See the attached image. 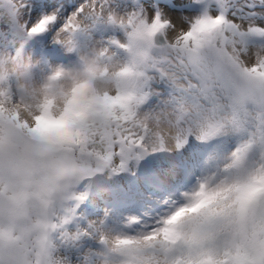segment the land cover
<instances>
[{
	"label": "snow or ice",
	"instance_id": "6c2138e0",
	"mask_svg": "<svg viewBox=\"0 0 264 264\" xmlns=\"http://www.w3.org/2000/svg\"><path fill=\"white\" fill-rule=\"evenodd\" d=\"M166 6L181 14L118 15L108 0H85L27 27L59 24L62 40L81 17L107 16L140 29L148 54L114 94L82 107L78 81L34 124L9 111L16 100L0 79V118L49 153L26 222L0 218V264H264V0Z\"/></svg>",
	"mask_w": 264,
	"mask_h": 264
},
{
	"label": "clouds",
	"instance_id": "9594fccd",
	"mask_svg": "<svg viewBox=\"0 0 264 264\" xmlns=\"http://www.w3.org/2000/svg\"><path fill=\"white\" fill-rule=\"evenodd\" d=\"M19 0H0V21L12 19L14 6ZM87 17H81L78 28L64 35L62 41L74 46L77 29L87 27ZM128 58L114 59L107 47L93 48L91 53L81 55L82 66L59 79L40 78L35 74V62L28 58L0 54V79L4 91L15 97L9 111H20V120L34 124L33 117L47 99L55 97L62 106L63 97L71 92L78 81H87L81 90L82 107L92 103V98L108 93L114 94L126 80H131L137 67L144 61L148 50V37L140 30L127 32L122 43ZM80 125H78L79 127ZM49 153L46 143L34 136L19 120L5 115L0 118V218L7 224L26 222L33 208L35 187L46 177Z\"/></svg>",
	"mask_w": 264,
	"mask_h": 264
},
{
	"label": "rangeland",
	"instance_id": "374dc122",
	"mask_svg": "<svg viewBox=\"0 0 264 264\" xmlns=\"http://www.w3.org/2000/svg\"><path fill=\"white\" fill-rule=\"evenodd\" d=\"M22 3L24 7L20 9L16 21H0V54L26 57L35 62L34 71L40 78H47L57 68L79 69L82 66L81 55L91 53L93 48L107 47L114 54V59L127 60V51L120 46L127 38V31L111 23L107 16L89 17L87 27L76 30L74 46L57 38L59 24L43 33L28 32L27 27L40 17L51 12H57L61 18L70 16L85 0H22ZM169 4L170 0H108L109 7L118 15L139 9L151 14L157 8H162L167 15L176 19L181 13L179 9L166 6ZM22 24L25 27H21Z\"/></svg>",
	"mask_w": 264,
	"mask_h": 264
}]
</instances>
